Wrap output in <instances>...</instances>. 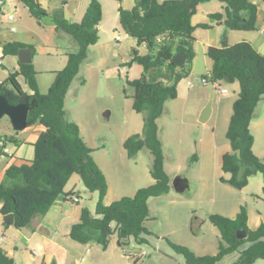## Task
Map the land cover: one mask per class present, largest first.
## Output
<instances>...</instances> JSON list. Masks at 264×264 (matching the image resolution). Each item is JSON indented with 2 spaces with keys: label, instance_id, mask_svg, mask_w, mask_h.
Returning <instances> with one entry per match:
<instances>
[{
  "label": "trees",
  "instance_id": "16d2710c",
  "mask_svg": "<svg viewBox=\"0 0 264 264\" xmlns=\"http://www.w3.org/2000/svg\"><path fill=\"white\" fill-rule=\"evenodd\" d=\"M21 1L33 16L49 15L39 0ZM118 1L122 28L138 46L146 48V53L138 52L133 56V60L144 67V72L139 78L129 80L135 88L133 108L144 113L143 129L130 135L124 147L131 158L144 148L151 152L150 173L154 182L138 188L133 196H122L110 204L104 202L109 190L106 175L93 156L94 148L86 143L80 126L68 118L65 108L66 95L88 58L90 46L99 41L98 26L103 19V7L98 0H91L80 21H70L61 10H57L52 15L56 30L71 35L78 47L67 53V64L55 72L48 92H41L33 62H20L19 69L0 82V93L11 103L26 101L30 104L28 126L43 127L34 144V158L11 164L0 183V213L3 216L14 214L13 226L17 229L29 227L33 218L44 216L61 195L71 198L74 192H65V187L77 173L85 187L97 192L99 197L94 212L88 206L80 208L79 219L71 225L69 236L82 244L95 242L104 249L109 247L112 234L118 236L122 248L128 246L131 239L145 244L152 234L146 225L152 218L148 202L151 198L169 194L173 188L171 177L164 168L165 155L157 120L164 113L166 102L177 98L179 82L190 75L196 57V28L213 26L192 22L200 4L206 0H136L131 8H125L122 0ZM219 1L224 3V11L210 13L213 22L223 24L229 30L257 29V2ZM23 47L32 46L20 41L2 45L3 53L11 55H18ZM178 52L186 55L183 65L174 62ZM207 55L213 65L202 78L206 84L224 85L229 79V83L238 82L240 85L226 132L231 150L222 157V170L229 177L222 175L220 180L242 189L248 185L251 176L264 175V160L254 152L255 135L251 129L256 108L264 99V53L249 40L231 45L224 40L221 46H209ZM151 69L162 71L159 79L148 77ZM4 138L0 135V140ZM198 159L194 154L192 161ZM210 220L220 231L219 250L215 254L199 256L187 246L168 239L173 250L184 256L186 264H216L244 244L248 246L241 250L234 264H253L258 258H264V222L255 230L249 228L245 206L234 218L211 214ZM198 222L194 218L193 223ZM241 229L246 230V236L239 239L237 232ZM0 264H15L14 257L2 246Z\"/></svg>",
  "mask_w": 264,
  "mask_h": 264
},
{
  "label": "rangeland",
  "instance_id": "374dc122",
  "mask_svg": "<svg viewBox=\"0 0 264 264\" xmlns=\"http://www.w3.org/2000/svg\"><path fill=\"white\" fill-rule=\"evenodd\" d=\"M39 1L49 15L40 18L33 16L21 0H14L13 4L7 3L4 6L2 25L5 28L2 27L0 30V60L3 63L0 65V81L8 78L9 72L13 70L12 59L15 57L4 54L2 44L9 41L24 42L32 46L33 63L39 72V84L43 89L42 92L47 93L55 78L52 71L58 68L62 60L64 62L67 59L69 51H74L78 47L71 35L56 30L52 15L55 11L61 10L64 17L70 21H80L85 16L91 0ZM98 1L103 7V19L98 26L100 38L96 44L90 46L88 58L73 80L66 95L65 108L68 118L80 126L86 143L95 149L93 155L106 175L109 185V192L104 202L110 204L122 196H133L138 188L150 184L153 155L144 148L131 158L124 147V142L130 135L140 133L143 129L144 113L137 112L133 108L135 88L129 80L139 78L144 72V67L134 61L133 56L135 52L146 53V48L138 46L122 28L119 21L118 0ZM134 1L122 0L121 4L129 8L134 5ZM255 2L261 7L257 29L233 30L234 32L231 33H246L264 42V32L261 31L264 27L262 9L264 1L255 0ZM222 11H224L223 2L206 0L200 4L198 12L193 16L194 21L199 24L211 23L214 29H217L218 43L222 40L233 42L234 39L229 32L226 39H223L226 28L218 26L209 17L210 12ZM212 31H214L212 27L196 28L195 36L198 39L195 42L196 59L190 75L181 82L177 98L166 102L164 113L157 120L163 142L165 171L170 175L171 180L177 175L187 177L190 187L184 193H178L172 188L170 196L153 198L151 206L157 219L149 220L146 224L154 231V235L150 237L152 244L137 245L133 241L131 246L125 247L122 251L118 246L116 234H112L107 249L95 242L82 244L73 240L69 234H64L66 226H70V222H66L60 227L58 237L55 235L56 240L68 249L66 264H77L78 259L80 264H124L125 262L134 264V260L126 252L129 249L138 250L139 248L135 246H141L148 251L149 255L141 259L144 264H186L184 256L171 248L168 239L175 243L178 241V244L190 248L187 244L193 246L192 241L201 237L207 247V253H217L220 232L212 224L211 214L234 218L245 206L249 228L255 230L264 222L262 173L251 176L248 185L242 189L220 180L221 175H229L222 170L221 156L223 152L231 150L226 132L233 113V103L239 94V83L226 82L223 87H226L228 92L217 91L213 100L212 115L207 121L202 122L198 115L200 106L204 103L206 106L211 94L209 84H206L202 78L213 65L205 45ZM115 35H120L121 39L116 40ZM244 38L249 39L247 36ZM161 72L159 69H151L147 75L156 80L160 78ZM22 131L24 130L17 131L13 128L7 115L0 119L1 136L16 135L20 132L22 139L27 135V132ZM252 132L255 135L254 152L264 160V99L256 108ZM213 141L218 157L220 156V165L214 169L216 177L212 176L213 172L204 171L208 161L210 165L213 163L208 150L213 145ZM9 146H13L12 141H9ZM203 149L206 150L203 164L198 161L193 162L194 154L200 157ZM0 158L1 169L8 156L0 155ZM69 191L74 192L70 196L79 198L78 202L68 197L70 206L77 209L88 206L92 212L95 211L98 193L89 191L79 174H74L68 181L65 192ZM61 197L64 198L65 195ZM179 198L191 203L187 210L181 211L180 200H176ZM178 211L182 214L183 220L187 221L188 226H183L181 232H173L174 229L164 222L160 213L164 216H172ZM194 218L199 220L197 224L193 223ZM78 219L76 215L75 220ZM0 231L5 235L0 246L13 251L15 264H43V255L33 254L37 244L43 243L39 232L32 236L33 228L19 230L14 226H7L3 221H0ZM25 234L32 236L30 240H27ZM156 245H158L157 249ZM247 246L248 244L242 245L239 250L228 254L217 264H234L239 259L241 250ZM253 264H264V258H258Z\"/></svg>",
  "mask_w": 264,
  "mask_h": 264
},
{
  "label": "crops",
  "instance_id": "0c3cea01",
  "mask_svg": "<svg viewBox=\"0 0 264 264\" xmlns=\"http://www.w3.org/2000/svg\"><path fill=\"white\" fill-rule=\"evenodd\" d=\"M13 1L9 2V4L10 3L13 4ZM135 2H136V0L134 1V4H135ZM133 6H129V8L130 7H133ZM260 8L261 7L259 5L258 15L260 13ZM262 9L264 10V7H262ZM4 10H5V8L3 7L2 8V14H4V12H5ZM1 20H2V18H1ZM258 20H259V16H258ZM192 22L195 25H198L199 24V22L194 21V17L192 18ZM2 23H3V20L0 23V30L2 29V27H3V29L5 28L2 25ZM218 26L225 27L223 24H218ZM212 28H213L214 31H212V33H210L209 38L207 39V42H205V45H206L207 48L209 46H221V45H223V41L224 40H222L221 42L218 43V39H217V36H216L217 29H214L215 27H213V26H212ZM263 29H264V27L261 29V31L264 32ZM228 32H229V34L234 39L233 42H229L228 40H226L228 44L231 45V44L237 43V42H239L241 40H249V41H251V43L254 45V47L256 49H258L260 52L264 53V42L256 39L253 35H248L246 33H231V32H234V31L233 30H229V29H228ZM194 35H195V32H194ZM226 35L227 34L224 33V36H223L224 38L223 39H226L225 38ZM246 36L249 37V39L244 38ZM197 41H198V39L196 37V42ZM135 42H136V40H135ZM4 43H6V42H4ZM142 46L145 47L144 45H142ZM33 55H34V52L32 54V62H33ZM14 56L15 57L12 59V67H13V70L11 72L17 71L19 69V63H20L19 57H18V55H14ZM195 59H196V57H195ZM67 60H68V55H67V59H65L64 62L62 60L60 62V64H59L58 68H56V70H53L52 71V72H54V77L56 75V73H55L56 71H58V70H60V69H62V68L65 67V65L67 64ZM0 62H1L0 65H3V63H2L1 60H0ZM11 72H9V74ZM187 78L188 77H186L185 79H187ZM37 80H38V75H37ZM183 80L184 79H182L179 82L178 88H179V86H180V84H181V82ZM38 84H39V80H38ZM39 87H40V90L42 92L43 89L41 88L40 84H39ZM222 87H223V85H222ZM223 88H226V87H223ZM227 92H228V90H227ZM216 93H217V91H216ZM204 107H205V103L202 106H200V108L198 110V115H201L202 110L204 109ZM211 115H212V113H211ZM211 115H210V117H211ZM253 122H254V118L251 121V129H252ZM41 130H43V127H41L39 125L28 126L26 129H24V131H22V132H27V135L24 136V137H22V139H20L21 138V133L19 132V133H16V135L9 134L4 139L0 140V155L8 156V160H6L4 162L3 167L0 169V183L4 179L6 169L11 164H13V163L21 164V163H23L25 161L32 160L34 158V156H35V145L34 144L37 141V139L39 137V133L41 132ZM211 138H212V136H211ZM9 141H12V143H13V146L12 147L9 146ZM208 150H209V153L211 154V159H212L213 163L210 165V161H208L209 163H208V165H205V170L204 171L205 172L206 171L207 172H213V175L212 176L216 177L215 175H217V174L214 171V169L217 167V165H220V156L218 157V152L216 151V146H215L214 141H213V145L211 147H209ZM204 151H206V150L203 149V151H201V155H200V157L198 159V162H200V164H203L204 157H206V154H204ZM94 152H95V149L93 151V154H94ZM223 154H224V152H223ZM223 154L221 156V165H222V157H223ZM94 158H95V156H94ZM0 161H2L1 158H0ZM203 167H204V165H203ZM219 175L220 174H218L217 177H219ZM223 176H225V175H223ZM225 177H229V175L228 176L226 175ZM153 182H154V178L151 177L150 184L153 183ZM173 189H174V187H173ZM108 192H109V190H108ZM170 195H171V191H170L169 194H167V196H170ZM162 197H164V196H161V198ZM156 198H160V197H156ZM67 199H68V196H65L64 198L60 196L54 202V204L52 205V207L50 208V210L44 216H38V217L33 218L31 226L26 227L28 229L29 228H33L34 229V233L32 234V236H35V234L37 232H39V234H40V237H41L43 243L42 242H39L37 244V248H36L37 250L34 249L33 250V254L34 255H43V257H44L43 258V264H51V262H52L53 259H56V261H57L58 264H66V258H67L68 249L65 248L64 245L61 244L59 240H56V238H55L56 236L55 235H57V233H59V231L61 230L60 227L63 224H65L66 222H70V224H69L70 226H66V229H65V232H64L65 235H68L69 232H70L71 225L73 223H75L76 221H78V220H75L76 215H78V218H79V215H80V209L73 208L72 206H70L69 203H68V201H67ZM152 200H153V198H151L149 200V202H148L149 203L150 210H151V212L153 214L152 215V218L150 220L157 219V215L153 212V209H152V206H151ZM176 200H180L179 203H180V206H182V210L181 211H183V209L184 210L185 209L187 210L188 206H190V204H191L186 199H180L179 198V199H176ZM160 215H161L162 219L164 220V222L167 223L170 227H172L174 229L173 232H181L182 231L181 228L183 226L184 227L185 226L186 227L188 226L187 221L183 220V218L181 216L182 214L179 213V211L177 212V214H173L172 216H164L161 213H160ZM0 216H1V220L0 221H3L4 222V216L1 213H0ZM188 218H189V216H188ZM147 222H146V224H147ZM10 226H13V225H10ZM26 228H24V229H26ZM24 229H19V230H24ZM149 229L152 231V234L150 236H148V241L149 242L148 243H145V244H152V241H151L150 237L154 235V231L151 228H149ZM32 236H27L25 234V237H28L27 240H30V238ZM57 237H58V235H57ZM162 237L164 238V235ZM133 241L134 240L131 239L129 241L128 246H131L132 243H133ZM134 242L137 245H142V244H138L136 241H134ZM192 242H193V246L190 245V244H187V245L197 255L203 256V255H207L208 254L207 253L208 251H207V247L205 245V242H204V240L201 237L198 240L192 241ZM177 243H179V242L177 241ZM180 243H183V242H180ZM118 246H119V248L122 251H124V248H122L119 244H118ZM135 247H138L139 248L138 249L139 251L140 250H146V249L142 248L141 246H135ZM157 247H158V245L155 246L156 249H157ZM88 250H89V248H88ZM7 251L12 256L14 255L13 251H11V250H7ZM35 251H37V254L34 253ZM134 262H135L134 264H144V262L142 260L137 261V262L134 261ZM76 263L77 264H80V260L79 259L76 260ZM108 264H112V263H108ZM124 264H127V263L125 262Z\"/></svg>",
  "mask_w": 264,
  "mask_h": 264
},
{
  "label": "water",
  "instance_id": "95a60500",
  "mask_svg": "<svg viewBox=\"0 0 264 264\" xmlns=\"http://www.w3.org/2000/svg\"><path fill=\"white\" fill-rule=\"evenodd\" d=\"M228 28L225 29V34H227ZM138 52H135L137 54ZM33 49L29 47H23L18 52L19 61L21 63H31L32 62ZM174 62L177 65H183L186 62V55L183 52H178L174 57ZM229 82V79L227 80ZM210 87V98L202 110L200 115V120L205 122L209 119L212 109L213 100L216 94V88L213 84ZM30 113V104L26 101H20L19 103L13 104L9 99L2 93H0V119L7 115L11 121L13 128L17 131L24 130L28 127V119ZM172 185L176 192L184 193L190 187V181L187 177L182 175H177L172 181ZM4 222L7 225L14 224V214H8L4 216ZM246 236V230L241 229L237 232V237L242 239ZM51 264H58L56 259H53Z\"/></svg>",
  "mask_w": 264,
  "mask_h": 264
},
{
  "label": "built area",
  "instance_id": "2783aa9c",
  "mask_svg": "<svg viewBox=\"0 0 264 264\" xmlns=\"http://www.w3.org/2000/svg\"><path fill=\"white\" fill-rule=\"evenodd\" d=\"M11 1H13V0H0V23H1V18H2V8L7 4V3H9V2H11ZM264 30V29H263ZM115 38H116V40H120L121 39V36L120 35H115ZM0 64H1V62H0ZM205 83H207V81L206 80H203ZM213 85H214V87L216 88V91H219V92H221V93H226L227 92V89L226 88H223L222 87V85L221 84H219V83H213ZM71 198L72 199H74V201H79V198L78 197H73V196H71ZM4 238H5V235H4V233H2L1 231H0V243L4 240ZM35 254H37V251H35L34 252ZM126 254L128 255V256H130L134 261H140L142 258H144V257H146V256H148V252L146 251V250H140V251H138V250H135V251H133V250H131V249H129L127 252H126Z\"/></svg>",
  "mask_w": 264,
  "mask_h": 264
}]
</instances>
